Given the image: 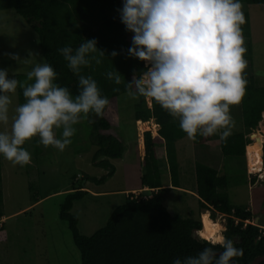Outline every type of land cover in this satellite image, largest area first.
Instances as JSON below:
<instances>
[{
	"label": "trees",
	"instance_id": "trees-1",
	"mask_svg": "<svg viewBox=\"0 0 264 264\" xmlns=\"http://www.w3.org/2000/svg\"><path fill=\"white\" fill-rule=\"evenodd\" d=\"M242 5L264 4V0H241ZM122 7V0H0V11L13 9L21 15L35 30L39 38L41 53L57 73L55 83L67 87L73 96L78 94V77L67 67V62L59 49L71 46L78 48L84 39H95L97 48L105 52L102 63L94 61L90 67L82 69V75H91L96 80L101 95L107 97L109 106L103 116L90 114L87 117L92 126V140L98 146L93 162L104 168L102 177H85L78 188L65 193L61 204L60 219L68 222L73 240L81 253L82 264H172L176 258L195 256L204 248L213 247L215 251H223L219 244L200 238L196 233L203 229L198 218H182L173 215L165 205L166 194L170 188L164 187L159 170V160L166 155L169 162L171 178L178 187V159L176 144L186 137L180 129L178 120H174L159 105L140 97L135 103L134 118L138 122L140 132L143 123L155 120L158 134L153 137L151 131L144 133L145 155L142 159L143 172L140 188L149 189L151 198L139 200L132 192H127L126 201L118 206L109 217L106 225L92 236L80 233L78 218L71 213L76 201L82 199L88 191L86 182L101 184L116 172L114 159L123 158L126 146L119 128L118 97L127 93V82L133 74L146 70L144 62L130 58L127 50L132 42V33L126 31L120 22L117 9ZM245 23L241 25L244 45H247L245 59L248 68L252 69L251 17L248 11L242 10ZM117 51L116 57L111 52ZM108 56V57H107ZM118 71L122 83L116 85L107 79L106 73ZM19 102L25 103L23 96L24 80L27 74H19ZM248 81L246 94L242 100V123L244 130L232 133L226 140L219 135L210 137L197 136L193 141L205 145L211 140H219L224 156H244L246 152L258 151L263 159L264 143L260 142L257 133H253L254 142L250 145L249 135L258 128L264 113V86L257 83L254 75L246 76ZM141 142H142V136ZM35 153L44 154L39 138L35 137ZM262 144V146H261ZM249 145V146H248ZM248 146V147H247ZM247 149V151H246ZM247 156V155H246ZM262 161V160H261ZM262 163V162H261ZM2 156H0V206L3 203L1 183ZM261 167L257 170L260 171ZM255 171V172H257ZM196 194L199 197L200 209L210 211L212 218L216 213L226 217L223 235L235 241V246L243 249V256L234 258L236 264H250L256 257L264 256V236L260 226L254 221L255 216L250 209L230 202L225 192L229 186V177L221 174L216 168L196 163ZM255 183V180L252 181ZM3 214L0 211V218ZM260 264H264V261Z\"/></svg>",
	"mask_w": 264,
	"mask_h": 264
},
{
	"label": "clouds",
	"instance_id": "clouds-1",
	"mask_svg": "<svg viewBox=\"0 0 264 264\" xmlns=\"http://www.w3.org/2000/svg\"><path fill=\"white\" fill-rule=\"evenodd\" d=\"M242 7L241 0H122L117 9L120 22L133 34L127 54L144 62L146 69L127 82V97H143L159 105L178 120L189 140L217 134L226 140L234 127L230 108L241 103L248 83ZM59 51L78 77V94L73 96L67 87L55 83L57 73L46 62L27 73L33 83L23 86L26 102L16 107L10 131H0V156L13 166L31 163V154L23 146L34 137L44 147L64 151L72 143L74 125L90 114L103 116L109 106L96 80L81 74L106 56L97 41L84 39L78 48ZM5 55L16 63L28 62L18 54ZM106 76L116 85L122 83L116 70ZM18 86L19 81L0 68V126L9 125V107ZM57 130H61L59 137ZM212 243L223 251L207 247L172 264H234V258L243 256V249L223 235Z\"/></svg>",
	"mask_w": 264,
	"mask_h": 264
},
{
	"label": "rangeland",
	"instance_id": "rangeland-1",
	"mask_svg": "<svg viewBox=\"0 0 264 264\" xmlns=\"http://www.w3.org/2000/svg\"><path fill=\"white\" fill-rule=\"evenodd\" d=\"M242 10L250 13L252 30L253 66L252 69L247 67L246 76L254 75L257 83L264 86V4H244ZM131 44L132 42L130 46ZM245 47L247 49V45ZM247 51L245 54H248ZM30 52L33 55L29 56ZM6 53L18 54L22 59L28 58V62L16 63ZM44 62L46 61L35 30L15 10H1L0 68L7 69L10 78L18 81L17 75L27 74L36 64ZM31 83L33 81L28 78L24 80L26 86ZM136 101L137 99L128 98L127 93L118 97L119 128L126 151L123 158L111 161L116 172L101 184L86 182L85 189L88 193L76 201L71 210L78 218V228L83 235L92 236L103 228L113 211L125 203L126 195L118 191L141 186L143 167L138 149L141 137L138 134L154 131L157 126H154L155 120L143 122V131L140 132L134 118ZM150 104L151 100H148V105ZM20 105L17 88L9 107V125L0 126V131H10L15 109ZM241 105L242 101L230 108L234 121L232 133L244 130ZM74 127L76 132L71 138L72 143L62 152L42 145L44 154L38 156L34 151V137L23 146L31 154L29 165L13 166L2 156L3 203L0 211L4 217L0 218V264H82L81 253L74 243L68 222L60 219V207L65 193L80 187L83 178H100L106 174V170L93 162L98 146L93 143L92 126L87 118H82ZM255 132H262L264 135L263 118L251 134L253 140L250 138L247 143L254 142ZM60 133L61 130H57L58 137ZM143 141L144 139L141 146L144 149ZM182 141L184 146H180L177 151L181 167L178 166L176 175L182 186L195 190L196 163L210 165L229 177V186L225 192L232 204L250 207L256 215L264 210V169L261 173H253L262 165L258 151H251L248 159L246 155L230 157L222 154L219 140H211L205 145L195 144L187 137ZM263 155L264 147L262 157ZM164 163H167L165 159ZM160 176L162 183L169 182L171 178L170 173ZM145 193L148 195L151 192ZM164 203L171 214L182 218L199 217L202 221V212H206L205 209H200L198 198L185 191L168 190ZM210 217L222 224L223 233L226 217L220 213H216L214 218L210 213ZM263 223L264 218L261 219V224Z\"/></svg>",
	"mask_w": 264,
	"mask_h": 264
},
{
	"label": "crops",
	"instance_id": "crops-1",
	"mask_svg": "<svg viewBox=\"0 0 264 264\" xmlns=\"http://www.w3.org/2000/svg\"><path fill=\"white\" fill-rule=\"evenodd\" d=\"M150 106H151V104H150ZM135 122H139V121H136L135 120ZM144 121H142V123H143ZM147 122H150V121H147ZM146 123V122H145ZM154 126H157V128L155 127L154 128V131L153 130H150L151 132H152V135H153V137H155V136H157V134H158V129H159V126H158V124H156L155 122H154ZM146 132V131H145ZM145 132H141V133H139L138 134V137H140V135L142 136V139H144V133ZM187 137V136H186ZM186 137H184V138H186ZM183 138V139H184ZM183 139H181V140H179L178 142H177V144H176V148H177V151H178V149H179V147L180 146H184V144H183ZM214 141V140H213ZM216 141H218V140H216ZM144 142V141H143ZM220 143V142H219ZM138 149H139V152H140V157H141V160L143 159V157H144V155H145V146H144V149L142 148V146H141V139H140V145H139V147H138ZM212 151H215V149L214 150H212ZM217 151V150H216ZM208 152H210L211 153V151L209 150ZM222 152V151H221ZM249 153H251V152H249ZM177 157H178V153H177ZM164 159L166 160V162L167 163H164ZM261 160H262V172H263V169H264V165H263V159L262 158H260ZM159 170H160V174L161 175H163V174H165V173H170V167H169V162H168V160H167V156L166 155H164L160 160H159ZM248 164H249V162H248ZM178 166L179 167H181V163H180V161L178 160ZM213 167V166H212ZM215 168V167H214ZM249 170V169H248ZM249 172H251L250 170H249ZM261 173V171H258V173ZM257 173V172H256ZM170 176H171V173H170ZM263 179H262V182H263V180H264V175H263V177H262ZM171 180V181H170ZM170 180H169V182H166V183H163V186L164 187H167V188H170L169 190H180V191H185V192H189V193H191V194H193L194 196H196L197 198H198V200H199V197H198V195L196 194V189L195 190H189V189H186L184 186H182L181 184H180V182L178 181V184H176V185H178V187H177V189H175V188H173V187H175L174 186V181H173V178H170ZM147 188V187H146ZM138 189H143V188H139L138 186H133V187H130V188H125V189H123V190H120V191H118V192H120V193H124V194H126L127 192H132V191H134V190H138ZM248 209H250V211L254 214V212H253V210L250 208V207H247ZM206 212H208L209 213V216H210V211H208V210H206ZM204 212H202V214H203ZM254 216H255V218H259V221H258V224H261V219L262 218H264V210L263 211H261L259 214H254ZM4 217V216H3ZM261 225H263L264 226V223L263 224H261ZM222 235H223V233H222ZM224 236V235H223Z\"/></svg>",
	"mask_w": 264,
	"mask_h": 264
},
{
	"label": "bare ground",
	"instance_id": "bare-ground-1",
	"mask_svg": "<svg viewBox=\"0 0 264 264\" xmlns=\"http://www.w3.org/2000/svg\"><path fill=\"white\" fill-rule=\"evenodd\" d=\"M258 137L260 138V142L264 143V135L262 132H256ZM261 144V146H262ZM248 152H247V159H248ZM249 165V164H248ZM262 171V169L260 170ZM258 172V171H257ZM256 173V172H253ZM202 223L203 229L201 230V236L208 240H215L218 236L222 235V224L219 222H215L211 219L208 212H204L202 214Z\"/></svg>",
	"mask_w": 264,
	"mask_h": 264
},
{
	"label": "built area",
	"instance_id": "built-area-1",
	"mask_svg": "<svg viewBox=\"0 0 264 264\" xmlns=\"http://www.w3.org/2000/svg\"><path fill=\"white\" fill-rule=\"evenodd\" d=\"M263 119H264V113H263ZM249 137L253 140V137H252V135L250 134L249 135ZM253 143V142H252ZM251 143V144H252ZM250 144V145H251ZM249 146V145H248ZM247 146V147H248ZM246 151H247V149H246ZM246 155H247V152H246ZM149 189H147V188H143V189H138V190H134V191H132V193L134 194V197L135 198H138L139 200H141V199H143V200H146V199H149V198H151V196H152V194H146L145 192L146 191H148ZM1 221V220H0ZM248 223H252V224H255L254 223V221H249V220H247L246 222H245V224H248ZM255 225H259V224H255ZM260 226V232H261V235H263L264 236V226L263 225H259ZM198 234L201 236V231H199L198 232ZM208 240V239H207ZM209 241H211V242H213L212 240H209Z\"/></svg>",
	"mask_w": 264,
	"mask_h": 264
},
{
	"label": "water",
	"instance_id": "water-1",
	"mask_svg": "<svg viewBox=\"0 0 264 264\" xmlns=\"http://www.w3.org/2000/svg\"><path fill=\"white\" fill-rule=\"evenodd\" d=\"M258 221H259V218L258 217L254 219V223L255 224H258ZM216 252L219 253V252H222V251H216ZM263 261H264V256H258L250 264H260ZM234 264H236L235 261H234Z\"/></svg>",
	"mask_w": 264,
	"mask_h": 264
},
{
	"label": "flooded vegetation",
	"instance_id": "flooded-vegetation-1",
	"mask_svg": "<svg viewBox=\"0 0 264 264\" xmlns=\"http://www.w3.org/2000/svg\"><path fill=\"white\" fill-rule=\"evenodd\" d=\"M263 183H264V180H263Z\"/></svg>",
	"mask_w": 264,
	"mask_h": 264
}]
</instances>
